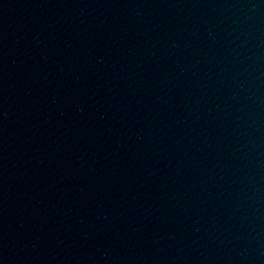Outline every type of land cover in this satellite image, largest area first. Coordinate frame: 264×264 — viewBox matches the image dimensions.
<instances>
[{
    "label": "water",
    "instance_id": "1",
    "mask_svg": "<svg viewBox=\"0 0 264 264\" xmlns=\"http://www.w3.org/2000/svg\"><path fill=\"white\" fill-rule=\"evenodd\" d=\"M0 264H264V0H0Z\"/></svg>",
    "mask_w": 264,
    "mask_h": 264
}]
</instances>
